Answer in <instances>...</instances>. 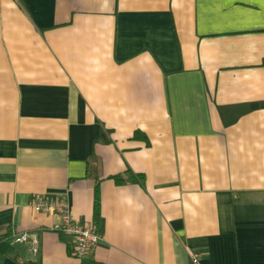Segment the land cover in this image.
Segmentation results:
<instances>
[{
    "label": "crops",
    "instance_id": "crops-1",
    "mask_svg": "<svg viewBox=\"0 0 264 264\" xmlns=\"http://www.w3.org/2000/svg\"><path fill=\"white\" fill-rule=\"evenodd\" d=\"M95 185L103 240L79 258L31 201L93 223ZM17 232L38 252L3 243L0 264H264V0H0V234Z\"/></svg>",
    "mask_w": 264,
    "mask_h": 264
},
{
    "label": "built area",
    "instance_id": "built-area-1",
    "mask_svg": "<svg viewBox=\"0 0 264 264\" xmlns=\"http://www.w3.org/2000/svg\"><path fill=\"white\" fill-rule=\"evenodd\" d=\"M36 213H48L56 216L54 229L71 239V251L79 258H89L102 240V234L93 223L79 222L71 214L68 202L60 197L35 196L31 201ZM9 246L28 244L33 253L38 252V237L29 232H17L0 238ZM195 258V257H194ZM193 258V259H194Z\"/></svg>",
    "mask_w": 264,
    "mask_h": 264
},
{
    "label": "trees",
    "instance_id": "trees-1",
    "mask_svg": "<svg viewBox=\"0 0 264 264\" xmlns=\"http://www.w3.org/2000/svg\"><path fill=\"white\" fill-rule=\"evenodd\" d=\"M258 106V104L256 103H252L248 105L249 109H254ZM134 136H139V134L136 132L134 134ZM88 172L92 169H87ZM94 170V169H93ZM92 170V172H93ZM113 179L116 183L118 184H123L125 183L127 180L133 181V182H142L143 178L141 175H134L130 170H126L125 172V177H123L122 175H116L113 176ZM93 214H94V221L93 224L95 225L96 229L99 231L100 230V225H99V219H100V214H99V201H98V187L97 185H95L94 187V210H93ZM7 236V234H0V238ZM6 244V243H5ZM7 245V244H6ZM5 247L8 248L7 246L3 245V242L0 241V247Z\"/></svg>",
    "mask_w": 264,
    "mask_h": 264
}]
</instances>
